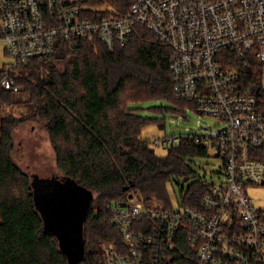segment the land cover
Listing matches in <instances>:
<instances>
[{"label":"built area","instance_id":"built-area-1","mask_svg":"<svg viewBox=\"0 0 264 264\" xmlns=\"http://www.w3.org/2000/svg\"><path fill=\"white\" fill-rule=\"evenodd\" d=\"M136 24L169 47L175 97L216 120L164 130L151 145L204 146L221 159L222 176L199 177L209 186L201 208L183 202L181 190L171 205L134 192L112 203L123 242H104L101 264H264V207L247 192L264 186V110L244 83L252 54L264 89V0H130L126 12L92 0H0V41L9 57L0 64V93L21 90L13 76L19 64L53 60L62 46L82 40L111 51Z\"/></svg>","mask_w":264,"mask_h":264},{"label":"trees","instance_id":"trees-1","mask_svg":"<svg viewBox=\"0 0 264 264\" xmlns=\"http://www.w3.org/2000/svg\"><path fill=\"white\" fill-rule=\"evenodd\" d=\"M92 2L126 12L130 0ZM168 58L169 47L147 26L136 24L128 42L111 51L99 40L95 47L82 40L73 49L62 46L53 60L36 58L17 66L13 76L21 90L0 93V264H101L103 243L123 242L112 221V203L134 192L171 205L169 186L179 178L192 179L186 188L179 186L183 202L202 207L209 186L201 184L191 161L206 156V147L181 140L158 155L151 140L141 137L151 122L165 127L166 116H142L135 104L163 100L173 107L156 110L171 114L192 106L175 97ZM245 69L244 83L264 110L259 65L252 54ZM14 105L19 113L11 109ZM27 120L43 123L63 177L91 192L83 253L74 263L45 227L32 177L12 157L13 132Z\"/></svg>","mask_w":264,"mask_h":264},{"label":"rangeland","instance_id":"rangeland-1","mask_svg":"<svg viewBox=\"0 0 264 264\" xmlns=\"http://www.w3.org/2000/svg\"><path fill=\"white\" fill-rule=\"evenodd\" d=\"M5 42L0 41V64L9 59L4 52ZM95 47V43L93 44ZM166 105L173 107L172 103L163 100H146L134 106L139 107L138 111L142 116L165 118V127H161L156 122L147 124L141 131V137L146 139H153L154 137L162 135L164 130L169 132H180L186 127L196 128L198 124L214 125L216 120L210 116H200L193 109L187 106L184 114H171L170 112L163 113L156 110L155 106ZM17 105L11 106V109L19 113ZM171 117H174L172 119ZM14 146L12 150V157L14 162L25 171L29 176L37 174L41 177H56L62 178L64 173L57 167L55 151L50 142L48 133L42 122L27 120L21 122L13 132ZM158 155H165L167 148L153 146ZM192 167L198 172L200 178L218 182L220 180L222 168V161L219 157L213 155L210 150L206 156L193 157L191 161ZM33 178V177H32ZM192 179L179 178L170 184L169 190L172 195L173 203H176L179 195V186L184 188L191 182ZM81 188V187H80ZM85 192V200H89L91 192L87 189L81 188ZM253 204L264 207V186H251L248 191ZM45 226L60 233V227L53 224L49 219L44 217ZM79 250L82 254V245ZM80 255V254H79Z\"/></svg>","mask_w":264,"mask_h":264},{"label":"water","instance_id":"water-1","mask_svg":"<svg viewBox=\"0 0 264 264\" xmlns=\"http://www.w3.org/2000/svg\"><path fill=\"white\" fill-rule=\"evenodd\" d=\"M32 177L36 206L43 218L60 227L59 235L52 231L57 235L61 248L74 263L82 255L80 245L83 253L82 229L91 194L86 201L85 192L81 189L84 187L69 178L41 177L35 173ZM126 188L127 186L123 187ZM131 195L129 193L128 197Z\"/></svg>","mask_w":264,"mask_h":264}]
</instances>
